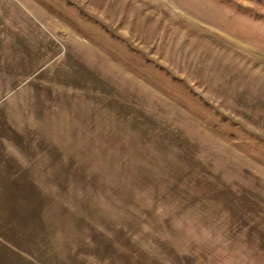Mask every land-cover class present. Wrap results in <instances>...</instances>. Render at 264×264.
<instances>
[{"label": "rangeland", "instance_id": "obj_1", "mask_svg": "<svg viewBox=\"0 0 264 264\" xmlns=\"http://www.w3.org/2000/svg\"><path fill=\"white\" fill-rule=\"evenodd\" d=\"M0 264H264V0H0Z\"/></svg>", "mask_w": 264, "mask_h": 264}]
</instances>
